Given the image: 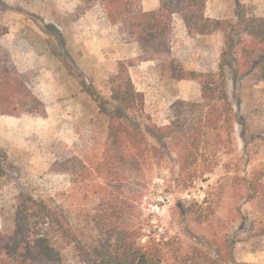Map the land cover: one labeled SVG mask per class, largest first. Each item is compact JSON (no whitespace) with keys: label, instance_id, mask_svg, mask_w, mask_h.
<instances>
[{"label":"trees","instance_id":"16d2710c","mask_svg":"<svg viewBox=\"0 0 264 264\" xmlns=\"http://www.w3.org/2000/svg\"><path fill=\"white\" fill-rule=\"evenodd\" d=\"M81 1L99 2L109 22L120 24L139 50L133 61L118 62L106 92H90L104 132L99 151L51 166L69 174L75 186L96 182L98 191L86 218L92 237H80L48 201L24 197L12 230L0 231V264H60L67 247L75 250L79 264H229L234 236L214 228L197 232L196 227L209 224L206 198L178 194L205 180L226 153L224 148L233 144L238 116L227 91L226 68L234 80L246 75L264 80V16H246L237 3L234 21L206 17L205 0H159L154 10H143L137 0ZM175 14L189 36L221 32L224 49L216 71L178 68L172 74L177 80L196 81L200 97L174 100L168 122L157 125L147 121L143 93L136 90L128 66L170 53ZM5 32L0 25V36ZM44 112L42 101L0 55V115ZM163 171L175 176L177 193L168 208L167 225L154 221L141 204L153 176ZM161 179L166 181L165 176ZM240 180L246 200L261 196L259 178ZM127 187L129 193L124 191ZM261 202L264 209V199ZM256 234H264V220Z\"/></svg>","mask_w":264,"mask_h":264},{"label":"rangeland","instance_id":"374dc122","mask_svg":"<svg viewBox=\"0 0 264 264\" xmlns=\"http://www.w3.org/2000/svg\"><path fill=\"white\" fill-rule=\"evenodd\" d=\"M241 1H235L226 19L235 20L237 3L246 16H264L263 5ZM137 3L141 7V0ZM0 25L6 29L0 36V55L45 111L0 115V231L12 230L21 199L33 197L61 210L74 231L90 239L86 218L98 191L96 182L75 186L69 174L51 166L63 158L93 157L99 151L104 132L90 92H106L118 62L137 57L135 39L120 24L109 22L99 2L81 0H0ZM219 33L189 39L174 25L168 55L128 66L136 90L143 93L147 121L164 125L174 100L199 99L196 81L177 80L172 74L178 68L216 71L224 49V35ZM225 75L238 116L233 144L224 148L226 153L205 180L178 195L206 198L209 224L195 229L230 231L235 246L229 264H264V234H256L264 220V80L249 75L234 80L228 68ZM252 176L259 178L263 191L262 197L248 201L240 179ZM174 177L167 171L153 176V186L141 201L143 211L162 225L168 224V208L177 195ZM60 264H79L75 250L65 248Z\"/></svg>","mask_w":264,"mask_h":264},{"label":"crops","instance_id":"0c3cea01","mask_svg":"<svg viewBox=\"0 0 264 264\" xmlns=\"http://www.w3.org/2000/svg\"><path fill=\"white\" fill-rule=\"evenodd\" d=\"M236 0H205V8L204 15L206 17L214 18V19H226L231 16V11H234ZM255 4L263 5L264 0H252ZM241 2H246V0H242ZM159 6V0H141V8L143 10H154ZM235 16V15H234ZM177 25L181 32H183L184 36L187 38H203V37H212L214 34H220L219 31L213 32L211 34L199 35L195 34L189 36L185 29V26L178 15H173L172 18V26ZM151 61V60H146ZM145 62V61H141Z\"/></svg>","mask_w":264,"mask_h":264}]
</instances>
